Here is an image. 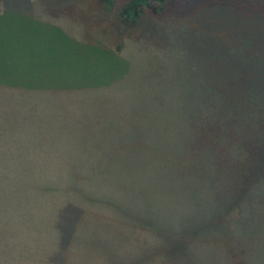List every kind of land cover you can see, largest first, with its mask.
Here are the masks:
<instances>
[{"label":"trees","instance_id":"obj_1","mask_svg":"<svg viewBox=\"0 0 264 264\" xmlns=\"http://www.w3.org/2000/svg\"><path fill=\"white\" fill-rule=\"evenodd\" d=\"M0 5L1 91H64L40 60L49 43L48 62L114 57L132 80L68 89L130 91L114 109L136 138L125 161L117 136L49 140L64 137L61 109L40 125L0 115L6 263L264 264V0Z\"/></svg>","mask_w":264,"mask_h":264},{"label":"rangeland","instance_id":"obj_2","mask_svg":"<svg viewBox=\"0 0 264 264\" xmlns=\"http://www.w3.org/2000/svg\"><path fill=\"white\" fill-rule=\"evenodd\" d=\"M1 8V5H0ZM148 18V17H147ZM153 18L152 16L148 19ZM239 25H234V27ZM156 28L159 31L161 24L156 23ZM53 44V43H52ZM48 47V52H44L43 56L38 58L37 53L35 55L29 56L32 63H37L38 60L45 61L50 65L52 72H57V83L56 86L59 89H64V91L53 90V92H41V93H11L6 90H0V115L8 113L9 115L18 114L20 119L25 123L27 120L36 121L37 125H40V121H52L49 119L50 112H54L55 109H61L60 112H57V116H60L63 113L66 115L62 122L65 124V133H62L64 137L59 134H55L49 137V140H57L62 142H67L68 145L71 142L76 144L78 139L83 144L89 143L94 140H100L103 138L117 136L119 137L120 144H113L115 147V155H122L125 152L122 149L125 147V150L128 152L125 158V161L129 157H134L133 142L136 140L132 136L131 131L125 129L126 125L129 123L126 122V119L121 116V111L117 110L121 107V102L123 101V95L130 94L131 92L121 91L115 89L114 95L117 96L114 98H109L111 90L104 91L101 93L99 90H104V88L96 89H68L76 88L79 85H84V87L99 85V86H108L110 81H115L119 78L132 75V69L124 62H120L114 57L107 56H96L93 53L91 56L88 51H84L87 57H83L82 54H75L73 56L60 57L56 62L51 60L52 57V45L51 43ZM190 49L195 48V42L192 41L188 46ZM130 53L137 51V47L133 46ZM50 51V52H49ZM137 54V53H136ZM16 55V54H14ZM41 55V54H40ZM28 59L25 58L24 60ZM127 61L132 64L128 59ZM42 62V61H41ZM138 61H133V64H136ZM139 63V62H138ZM57 75V74H56ZM129 79V76L128 78ZM132 80V79H131ZM75 81L76 83L74 84ZM117 90V91H116ZM58 91V92H57ZM116 91V92H115ZM121 91V92H120ZM113 93V92H112ZM92 94L90 99L85 98ZM9 95H12L11 97ZM102 95V96H101ZM106 98H104V97ZM117 108V109H114ZM45 116V117H44ZM43 117V119H42ZM70 117V118H69ZM59 123V124H62ZM57 123V122H56ZM44 124V123H43ZM1 126V124H0ZM75 128L76 134H67L69 129ZM125 129V130H123ZM123 130V132H120ZM131 140L130 145L125 146L123 139ZM126 141V140H125ZM123 144V145H122ZM100 152L103 154V150L99 148ZM146 159V163H147ZM2 230V223L0 222V231ZM45 241V240H43ZM0 264H34L33 259L27 258L24 259H13L11 263H6L3 258L0 257Z\"/></svg>","mask_w":264,"mask_h":264}]
</instances>
